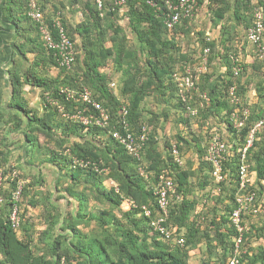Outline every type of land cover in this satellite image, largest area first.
<instances>
[{
  "label": "trees",
  "instance_id": "trees-1",
  "mask_svg": "<svg viewBox=\"0 0 264 264\" xmlns=\"http://www.w3.org/2000/svg\"><path fill=\"white\" fill-rule=\"evenodd\" d=\"M18 1L19 3H17ZM37 1L43 14V22L48 25L54 38H57L58 31L53 27V20L57 15L60 17L66 34L74 43L75 60L71 69L57 65L53 50L42 39L39 24L27 15V0H6L8 8L12 4H14L13 7L18 6L21 9V15L33 23L39 38L43 41L44 48L48 51L50 60L61 70L60 77L54 80H48L46 77H40L34 73L26 74L25 80L27 82L43 88L45 107L48 108L50 115H56L59 119L58 123L50 124L46 120V116L49 114L43 117L30 116L29 113L31 112L22 107L29 119L27 129L33 130V132L37 131L47 138L54 136L53 129L56 130L62 126H66V128L73 126L75 130L85 131L86 134H89L91 138L87 137L84 142L73 143L70 148V153H72L70 157L63 154L58 155L63 150L61 152L51 151L50 153H56L54 158H59L63 166H68L72 172L71 179L74 183L64 188L68 194L77 196L84 203L90 201L88 185L83 186L80 190L76 187V184L79 183L78 176L83 172L84 181L90 185L91 196L96 201H101L103 205L97 208L96 212H85L80 203L76 214L67 216L61 226V231L66 229L69 231L65 234L53 235L52 230L55 222H57L55 220H45L46 228L38 233L32 211L37 208L39 199H34L36 194L32 192V187L35 184L25 183L18 202L21 223L20 227L15 229L9 221V213L13 203L12 191L15 188V182L17 179H22L18 174L17 178L9 182L8 188L4 191L5 202L0 205V264H189L188 252L199 240L198 234L203 236L200 227L192 225L188 227V232L180 233V225L186 226L184 218L186 208L189 207V201L184 199L180 201L174 195V201L170 200L168 217L165 221L169 227L177 226L175 231L178 237H183L184 242L182 244L176 242L175 239H164L159 234L152 233L149 226L150 219L157 217L159 213L154 195V188L159 182V176L163 171L167 177L173 176L176 194H180L187 178V173L173 160L172 144L168 145V156L163 157L154 149L155 143L154 140L152 141L153 138L148 130V141L143 149L142 158L136 159L122 145L112 139L104 129L95 125L85 126L76 120L62 116L58 110V105L62 106L64 112L69 114L83 108L84 105L78 101H73V99H67L66 94L61 92V88H69L79 92L83 87H87L92 92L93 97L109 111L112 125L117 120L119 108L127 104L128 119L131 129L136 134L141 131L144 125L146 126L140 119L142 101L150 93L161 91L165 80L168 81L171 94L177 99L183 110L197 107L199 109L196 115H198L202 111H208L207 109L213 104H216L219 109H226V123L233 133L235 141H237V143L234 141L233 148L229 149L228 159L226 158L223 162V172H226L227 166L230 168V183L233 185L228 197L229 201L232 202L228 208V214L236 206L239 163L237 148L243 144L250 125L256 119L263 117L264 114L252 115V112L249 111L248 121L240 130L233 126L230 118L231 113L238 110V114H241V110L246 107L242 103V99L241 103L235 105L230 103L227 98L229 87L235 83L231 74L233 73V65L229 70L228 77L223 79L219 86H215L211 92L199 89L194 92L191 91L190 98L186 97V100L181 98L174 78L175 70L171 64L173 55L167 48L169 41L163 37V32L167 33V31L173 30L177 24L173 28H168L164 24L166 7L162 4L163 0H156L158 4L162 5L161 11H157L145 0H131L125 5L129 13L128 27L131 32L136 33L137 39L135 41L128 38L122 25L117 23L118 11L105 9L104 16L101 17L94 0L84 2L83 9H87L89 16L84 22L76 25L69 24L64 20L60 12L47 13L43 0ZM171 1L177 2V0ZM248 2L249 0H244L241 8L252 14L253 19L254 8ZM208 5L210 11L220 17L230 6V3L225 0H208ZM258 5H264V0H260ZM188 20L183 19L180 23L188 24ZM74 33L81 37V44L77 43ZM106 40L111 41L110 47H105L104 41ZM204 43V48L208 46L211 49L212 44L210 42L205 41ZM110 57L113 58L117 70L121 72L123 80L118 96L108 86L109 78L106 73L100 71ZM207 75L205 72L203 77ZM262 89L264 91V85ZM45 93H48L49 97L55 100L58 105L47 103ZM200 93H206L209 96V103L203 108L197 106L201 100ZM237 93L241 97L238 90ZM262 133L264 135V132ZM101 136L105 139H102ZM258 136L253 146L248 150L247 158L248 161L253 159L252 168L256 170L258 178L264 179V145L260 146V152L255 151L256 146H258ZM148 146L153 152L144 157V151L148 149ZM177 147L179 146L177 145ZM205 148L207 149V146ZM73 158L93 161L101 168L108 169V172L94 170L91 166L82 168L73 164ZM146 158L150 160V164L144 168V172H141L139 167ZM0 168L5 172L12 168L15 169L12 165H3L1 159ZM75 170L77 171L76 175L73 173ZM107 178L113 179L116 185L105 187L103 182ZM224 191L225 188L222 184V192ZM124 201L128 202L129 207L127 209L122 207ZM143 205L151 209V218L144 215ZM50 207L48 206L44 215L56 217L51 214L55 208L51 209ZM174 214H177L176 218H172ZM223 221L228 223V217L227 219L223 218ZM91 222L94 224L91 225ZM259 230L264 231V226ZM222 234L219 241L225 252L222 254V261L214 262V264H226L225 260L233 247L235 235L233 226L226 227L225 233ZM248 235V232L244 235L238 264H264V248L251 252L246 248ZM208 258V261L204 260V264L210 263V257Z\"/></svg>",
  "mask_w": 264,
  "mask_h": 264
},
{
  "label": "crops",
  "instance_id": "crops-1",
  "mask_svg": "<svg viewBox=\"0 0 264 264\" xmlns=\"http://www.w3.org/2000/svg\"><path fill=\"white\" fill-rule=\"evenodd\" d=\"M85 1L43 0V4L47 13L60 12L64 20L76 25L84 22L89 16L87 9H83ZM225 1H228L230 6L220 17L210 11L208 0H202L198 3L193 18L188 20V24L182 22L173 30L163 32V37L169 41L167 48L173 55L171 62L173 70L182 72L187 64L191 67L197 66L203 53L204 42H210L212 47L208 55L206 71L208 75L200 76L199 89L211 92L215 86H219L223 79L228 77L231 66L234 67L232 59L235 58L240 70L236 75L231 74L234 85L241 94L242 103L252 112V115L264 114L262 89L264 59L258 57L255 45L247 38V29L253 20L252 14L241 8L244 0ZM259 2L260 0H249L248 3L254 8ZM13 5L8 8L6 0H0V159L3 165L14 166L24 183L35 184L32 192L36 194L34 199L39 201L32 214L36 217L34 220L38 222L36 226L38 233L46 228L45 220H55L57 222L52 230L53 235L65 234L69 231L68 229L61 231V226L67 216L76 214L82 200L64 190L65 187L74 183L71 179L72 172L68 166H63L59 158H54L56 153L50 152L63 150L58 155L70 157L72 155L70 148L73 143L84 142L91 136L85 131L75 130L73 126L53 129L52 138L27 129L29 119L22 107L31 112L30 116L43 117L50 112L44 104L43 88L27 82L26 74L34 73L48 80H54L60 77L61 70L50 60L48 51L44 48L43 41L39 38L33 23L21 15V9L18 6L13 7ZM117 17L116 21L122 25L127 37L135 41L136 33L131 32L128 27L127 8H121ZM75 36L77 43L81 44V37L78 34ZM111 44L110 40L104 41L105 47H110ZM111 61L108 60L100 71L106 73L109 78L108 86L118 96L123 80L121 72L115 76L113 73L112 76L114 64ZM228 101L230 102L229 99ZM207 110L198 115H192L188 110H183L171 94V88L166 80L161 91L150 93L140 106L141 122L146 124L153 138L152 141L154 140L153 147L156 152L166 157L169 154L170 143H176L179 146L182 157L181 168L187 173V178L180 194H176V199L189 201L184 218L186 226L180 225V233L185 234L186 231L188 232V227L192 225L199 226L203 234L202 237L198 234L199 240L189 250L188 263L195 257L204 259L207 254L222 255L225 250L219 238L223 235L222 233H225L226 227L231 225L230 212L228 214V208L232 204L228 197L233 186L230 183V168L227 166L225 169L227 177L224 183L221 182L225 188L222 192V184L211 174V165L205 147L214 135L227 143L230 149L233 148L236 139L226 123V109H219L216 104H213ZM46 120L50 124L59 122L58 116L50 114L46 116ZM101 138L105 139L103 136ZM257 141L258 146L255 151L260 152V146L264 145L263 133L259 134ZM152 152L148 146V149L144 151V157ZM146 159L143 160L141 172H144V168L150 164V160ZM253 165L251 158L249 161L250 187L256 189V195L257 188L262 192L256 199L258 211L245 215L249 233L246 248L250 252L264 248V231L259 230L264 226V179L258 178L256 170L252 168ZM76 172V170L73 171L75 175ZM104 172L107 173L108 169ZM78 180L77 189L80 190L88 185L90 193V201L84 205L83 211L96 212L103 203L91 196L90 185L84 181L83 172L78 176ZM103 183L105 187L116 185L111 178L105 179ZM171 200L174 201L173 197ZM47 205L51 209L55 208L51 214L56 217L44 215L48 209ZM126 205L127 202L124 201L122 207L127 209ZM176 215L174 214L172 218H176ZM227 217L229 222H222L223 218L227 219ZM172 228L176 229L177 226L173 225Z\"/></svg>",
  "mask_w": 264,
  "mask_h": 264
},
{
  "label": "built area",
  "instance_id": "built-area-1",
  "mask_svg": "<svg viewBox=\"0 0 264 264\" xmlns=\"http://www.w3.org/2000/svg\"><path fill=\"white\" fill-rule=\"evenodd\" d=\"M131 0H94L97 9L100 12V16H104L105 9L109 11H119L121 8ZM147 4L155 7L157 11L162 10V5L158 4L156 0H145ZM198 0H177V2L171 0H163V5L166 7L164 11V24L168 28H173L176 24L180 23L183 19H191L194 16L195 9L198 5ZM27 15L39 24V31L41 33L43 41L47 46L53 50V56L57 65L71 69V66L75 60V46L73 41L66 34L63 23L60 17L57 15L53 20V27L58 31L57 38H54L48 25L43 22V14L40 5L37 0H27ZM247 38L256 47L257 55L260 59H264V5H257L253 10V20L251 26L247 29ZM210 48L206 46L203 49V53L200 62L197 66L191 67L190 65L184 66V72H175L174 78L176 85L178 86V92L183 100L190 98L191 91H197L200 76L207 71L208 55ZM234 67L233 73L236 75L240 66L237 63V59H232ZM61 92L66 94L67 99H73L84 105L83 108L77 109L74 113L69 114L64 112V108L59 106L57 102L51 99L48 93H45L47 103L57 104L58 110L62 116L70 118L82 123L85 126L95 125L104 129L107 134L114 139L117 143L122 145L129 154L136 159L140 160L142 157L143 149L148 141V128L143 126L141 131L136 134L131 129V124L128 119V106L122 105L117 113V120L115 124H111V115L107 111L100 101L96 100L92 92L83 87L79 92H76L69 88H61ZM201 100L197 104L200 108H203L205 104L209 103V96L206 93H200ZM228 99L232 104L238 105L241 103V97L237 93L236 86L233 84L228 90ZM45 106L46 103L44 102ZM76 108V107H75ZM197 107L188 109L190 114L196 115L198 112ZM240 112V111H239ZM249 110L247 107L241 110V114H238V110L231 113V121L233 126L240 130L248 121ZM264 132V116L256 119L249 127L243 144L238 146L237 152L239 154V163L237 168V193L235 197L236 206L230 212V223L234 228L235 235L233 237V247L230 250V255L226 261V264H238L239 258L242 252V242L245 233L248 231L245 221V215L247 213L258 211L256 206V192L250 187V171L248 161V150L253 146L257 135ZM229 146L220 137L214 135L210 138L207 146V158L211 165V174L220 183L225 181L227 175L223 172V162L230 154ZM171 154L174 162L178 166H182V157L179 153V149L176 143H172ZM73 164H77L82 168L93 167L94 170L105 171V168H101L93 161H83L77 158H73ZM139 169L142 171V164ZM165 171L159 176V182L154 188V195L156 197V205L158 209V216L151 218V209L146 205L142 206L143 213L146 217H150L149 226L153 233L159 234L164 239H175L176 242L182 244L184 242L183 237H178L174 228L165 224L168 217V209L171 198L176 195V185L173 176H166ZM18 177L16 169L12 168L5 172L0 168V205L5 202L4 191L8 188L9 182ZM24 181L17 179L15 182V188L12 191L13 203L9 213V221L11 226L15 229L20 227L21 215L19 200L22 193ZM117 189V188H116ZM129 207L127 202V208Z\"/></svg>",
  "mask_w": 264,
  "mask_h": 264
},
{
  "label": "rangeland",
  "instance_id": "rangeland-1",
  "mask_svg": "<svg viewBox=\"0 0 264 264\" xmlns=\"http://www.w3.org/2000/svg\"><path fill=\"white\" fill-rule=\"evenodd\" d=\"M108 60H112L111 62L114 64V65H112V68H113V71H114V72H112V76H113V73H114V76L118 75L120 71L117 70L116 64L114 63L113 58L110 57ZM109 64H111V63H109ZM34 152H36V150ZM257 192L259 194V193L262 192V190L259 191L258 188H257ZM258 194H257V196H258ZM81 203H82V209H83L84 205H86V203H83V201H81ZM126 207H127V205H126ZM34 219H36V217H34ZM36 223H38V222L36 221ZM208 257H210V263L209 264H214V262H221L222 259H223L222 255L207 254L204 259L202 258L203 260L200 257H195L193 259H190L189 264H204V260L208 261V259H209Z\"/></svg>",
  "mask_w": 264,
  "mask_h": 264
},
{
  "label": "clouds",
  "instance_id": "clouds-1",
  "mask_svg": "<svg viewBox=\"0 0 264 264\" xmlns=\"http://www.w3.org/2000/svg\"><path fill=\"white\" fill-rule=\"evenodd\" d=\"M151 232H152V230H151ZM153 233V232H152Z\"/></svg>",
  "mask_w": 264,
  "mask_h": 264
}]
</instances>
